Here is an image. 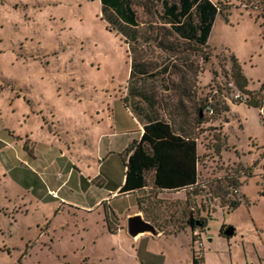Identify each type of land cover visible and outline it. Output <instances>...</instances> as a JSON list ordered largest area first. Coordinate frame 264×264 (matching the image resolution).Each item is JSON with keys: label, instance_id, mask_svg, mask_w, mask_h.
Masks as SVG:
<instances>
[{"label": "rangeland", "instance_id": "rangeland-1", "mask_svg": "<svg viewBox=\"0 0 264 264\" xmlns=\"http://www.w3.org/2000/svg\"><path fill=\"white\" fill-rule=\"evenodd\" d=\"M211 1L229 12L217 17L208 47L167 34L165 43L180 49L162 51L151 38L132 55L100 0H0V264H264V0ZM162 3L133 0L140 31L169 28ZM231 55L246 92L230 77ZM132 56L171 68L148 88L163 119L197 139L193 188L161 191L149 174L143 191L112 197L126 172L120 154L139 138L124 103ZM179 69L189 90L183 117L172 112L175 94L165 92ZM235 91L252 93L262 108L229 100ZM200 95L231 113L199 124ZM232 202L241 205L230 212ZM135 214L162 234L131 237ZM190 218L208 219V229L193 230ZM225 222L238 234L230 241L219 236Z\"/></svg>", "mask_w": 264, "mask_h": 264}, {"label": "trees", "instance_id": "trees-1", "mask_svg": "<svg viewBox=\"0 0 264 264\" xmlns=\"http://www.w3.org/2000/svg\"><path fill=\"white\" fill-rule=\"evenodd\" d=\"M100 2L106 20L109 23L117 24L122 29L121 33L129 35L131 42L135 43L132 46V51L136 54L139 50L138 39L142 31L139 30L140 23L133 6V0H100ZM162 6L163 12L160 18L164 26L169 28L166 27L168 29L165 32L158 33V37H149L148 40L153 38V41L159 42V47L167 51L172 47L175 50L179 49L174 43L172 45L165 43L166 35L168 34L170 37L174 33L187 39L189 44L197 45L200 48L208 47L209 38L217 17L219 15L227 16L229 12V5L224 7L221 3L215 4L211 0H163ZM258 19L259 17H257ZM261 25L264 26L263 23ZM159 36L162 38L160 39ZM230 59L232 62L230 77L236 88L246 92L249 84L248 79L236 57L231 55ZM151 68L152 66H149L145 61H139L133 57L129 80V94L131 97H137L139 94L144 95V87L139 88L138 86L140 75L149 74L152 71ZM169 70L170 67L165 65L157 75L162 74V72L166 74ZM149 76L155 77L156 75L152 73ZM182 93L185 96L189 94L186 86L182 89ZM250 95L251 101L246 104L250 107L262 108V101L252 93ZM209 99H204L196 107L199 124L205 123L207 118H218L223 112H229L227 104L212 99L215 101L213 103L214 114L208 115L206 107L210 102ZM124 103L126 107L131 108L136 116L144 114L139 107V102L133 105L131 100L125 98ZM157 104L158 101H152L148 105L154 108ZM145 120L144 133L141 139L133 140L120 154L126 172L125 183L120 188L119 194L126 195L144 190L148 186L149 174L152 176L154 187L161 191L175 192L197 186L200 161L197 139L192 136L184 124L163 119L155 111L151 115H147ZM104 203L106 222L112 230V222L108 212L110 209ZM240 205V202H232L229 206L230 212L238 209ZM189 224L195 231L204 229L208 227V219L197 221L190 218ZM193 264L200 263L195 258Z\"/></svg>", "mask_w": 264, "mask_h": 264}, {"label": "crops", "instance_id": "crops-1", "mask_svg": "<svg viewBox=\"0 0 264 264\" xmlns=\"http://www.w3.org/2000/svg\"><path fill=\"white\" fill-rule=\"evenodd\" d=\"M216 23V22H215ZM214 26H215V24H214ZM213 29H214V27H213ZM212 32H213V30H212ZM142 33H143V35L145 34V35H148L149 37H158V33H156V34H153L151 31H149V32H141V34H140V36H139V39H138V42H139V45L140 44H142V45H150L151 44V40L149 41V40H147V37H143L142 38ZM153 34V35H152ZM212 34V33H211ZM125 37H127V41H128V43H129V46H130V51H131V53H132V55H133V51H132V46L133 45H135V43L134 42H131V40L129 39L130 37H129V35H127V34H123ZM148 37V38H149ZM171 37L172 38H174V39H176V41L177 40H180V41H184V42H187L188 44H189V41L187 40V39H184V38H182V37H180L177 33H174L173 35H171ZM211 37V36H210ZM159 38L161 39L162 37L161 36H159ZM142 39H144V40H142ZM209 41H210V38H209ZM208 46H209V42H208ZM144 47V46H143ZM156 48H158V49H160V50H162V51H165V49H163V48H161V47H156ZM206 48V47H205ZM138 49L139 50H141V48H140V46H138ZM180 49V48H179ZM132 62H133V56H132V59H131V70H132ZM149 66H151L150 65V63L149 62H146ZM165 67V65L164 66H157V65H155V66H152V71L149 73V74H143V75H140V79H139V83H138V86H143L144 87V95L142 96L141 94H139L137 97H131V95L129 94V88H128V90H127V95H126V98H128L129 100H131V101H133V100H137L138 102H139V104H140V108H141V111H142V113H144L143 115L142 114H140V116L138 115V116H135L134 115V118H136L138 121V124H139V130L137 131L138 132V137L139 138H137L138 140H140L141 139V137H142V135H143V133H144V125H145V122H146V116L147 115H151L152 114V112H157V113H159L160 114V116L162 117V112H164V110L163 111H161V109H159V103L154 107V108H152L151 106H149L148 104H149V102H152V101H160V99L158 98V95H156V93L154 92V91H152V90H150L148 87H149V85L150 86H152L151 84H148L149 82H153L156 78H158L159 76H162V77H164V76H166V75H169L170 73H171V68H170V70L165 74V73H163L162 72V74H158L157 75V73L160 71H162V69ZM204 68H203V66L201 67V70H199V72H198V78H201V75H202V70H203ZM152 73H155V77H151V76H149L150 74H152ZM179 73H182L183 75H181V74H179ZM130 75H131V73H130ZM184 71H182V70H178V72L177 73H174L173 74V77L174 76H177V82H174V84L172 85V86H174V87H167V89H166V93H172V94H175V96H176V104L174 105V108H173V114H176V116H178V117H183L184 115H187L188 114V112L186 111L187 109V104H188V100H187V98H186V96L185 95H183V93H182V89L186 86V84H188L187 83V81H186V79H185V77H184ZM143 77V78H142ZM129 80H130V78H129ZM156 83V82H155ZM155 83H152L153 85L155 84ZM199 84L201 85V91H202V83H201V81L199 82ZM176 87V88H175ZM202 94V93H201ZM201 96V95H200ZM204 100V98L201 96V97H199L197 100H196V107L199 105V103L201 102V101H203ZM126 109H128V110H130L131 108L130 107H126ZM133 113V112H132ZM228 113H231L230 112V110H229V112ZM134 114V113H133ZM117 133H118V131H117ZM114 134H116V133H114ZM136 139V140H137ZM128 147V146H127ZM126 147V148H127ZM254 147V146H253ZM198 154H200L199 153V146H198ZM262 157V155L261 156H259V159ZM125 183V177H124V179H123V181H122V184H121V186L117 189V191L116 192H114L113 194H112V197H114V196H116L118 193H119V189L123 186V184ZM184 190H187V189H184ZM184 190H180V191H184ZM143 191V190H142ZM138 192H141V191H137V192H135V193H138ZM168 192V191H167ZM105 199V198H104ZM63 201H65V199H63ZM105 201H103L102 203H104ZM101 203V204H102ZM229 213V212H228ZM223 224H225V225H228L226 222L225 223H223ZM222 224V225H223ZM221 225V226H222ZM211 241V240H210Z\"/></svg>", "mask_w": 264, "mask_h": 264}, {"label": "water", "instance_id": "water-1", "mask_svg": "<svg viewBox=\"0 0 264 264\" xmlns=\"http://www.w3.org/2000/svg\"><path fill=\"white\" fill-rule=\"evenodd\" d=\"M127 231L133 238L142 234H151L154 237H158L162 234V231H159L155 224L146 220L141 214H135L128 218ZM234 233L235 228L230 227L225 231V236L232 237Z\"/></svg>", "mask_w": 264, "mask_h": 264}, {"label": "built area", "instance_id": "built-area-1", "mask_svg": "<svg viewBox=\"0 0 264 264\" xmlns=\"http://www.w3.org/2000/svg\"><path fill=\"white\" fill-rule=\"evenodd\" d=\"M229 100L235 102V103H249L251 101V96H245L242 93L235 91L232 94V97L229 98ZM209 104L206 107V113L208 115H213L214 114V109H213V103L214 101L212 99H209ZM235 193H238V191L236 190ZM197 234V233H196Z\"/></svg>", "mask_w": 264, "mask_h": 264}, {"label": "flooded vegetation", "instance_id": "flooded-vegetation-1", "mask_svg": "<svg viewBox=\"0 0 264 264\" xmlns=\"http://www.w3.org/2000/svg\"><path fill=\"white\" fill-rule=\"evenodd\" d=\"M230 227H233V226L223 224V225L220 227V230H219V236H220V237H223V238H226V239H228L229 241L232 240V239H234L235 237H237L238 234H237L236 229H235V233H234V235H233L232 237H227V236H225V231L228 230V228H230ZM207 229H208V227H207ZM201 233H202V232H201ZM260 258H261V257H260ZM260 258H259V259H260Z\"/></svg>", "mask_w": 264, "mask_h": 264}]
</instances>
